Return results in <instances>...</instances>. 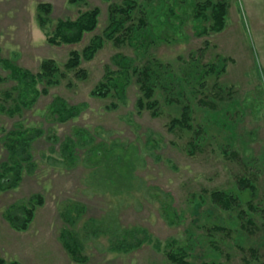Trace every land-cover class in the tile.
<instances>
[{
    "label": "rangeland",
    "instance_id": "rangeland-1",
    "mask_svg": "<svg viewBox=\"0 0 264 264\" xmlns=\"http://www.w3.org/2000/svg\"><path fill=\"white\" fill-rule=\"evenodd\" d=\"M112 1L0 0L2 57L33 72L40 70L46 57L63 65L71 50L84 48L102 34ZM139 1L148 19L145 46L137 49L107 41L96 56L83 61L86 78L68 72L61 84L22 111L3 109L15 105L5 92L13 93L17 82L0 64V166L9 156L4 141L9 131L19 125L31 133L42 131L32 146L34 168L24 171L17 187L0 190L3 264H176L167 250L182 248L195 263L264 264L260 211L264 207V0H226V27L206 35L199 33L200 21L193 18V3L199 0ZM40 2L53 5L51 30L58 19L76 18L95 6L102 11L100 23L77 44H50L37 20ZM118 54L134 58L138 65H151L157 59L163 63L162 72L171 71V76L183 80L181 85L171 83L170 89L183 87L188 100L196 86L214 103L215 107L201 105L199 93L192 101L195 121L210 129L201 150L192 155L191 133L169 129L172 117L180 115L177 100L168 104L162 99L163 112L154 116L136 107L134 81L125 99L92 94L108 67L118 69L114 62ZM218 55L232 59L219 77L221 87L212 88L216 74L207 77L205 87L199 86L195 80L199 65L217 61ZM56 96L69 105H81V112L60 121L50 108ZM82 133L94 136L101 145L81 148L78 142L79 158L65 159L64 144L69 137L74 142L82 139ZM89 147H98L99 155ZM241 178L254 186L243 187ZM216 189L232 193L238 202L230 209L218 206L205 193ZM35 194L44 196V204L27 229H16L5 217L6 209L29 205ZM239 211L250 215L254 225L246 226L248 217L241 218ZM214 226L225 229L213 230ZM66 228L81 242V258L86 259L71 257L61 240ZM123 235L142 238L143 244L128 253L110 250V239Z\"/></svg>",
    "mask_w": 264,
    "mask_h": 264
},
{
    "label": "trees",
    "instance_id": "trees-1",
    "mask_svg": "<svg viewBox=\"0 0 264 264\" xmlns=\"http://www.w3.org/2000/svg\"><path fill=\"white\" fill-rule=\"evenodd\" d=\"M88 0H69L71 3H82ZM112 1V0H106ZM163 1V0H162ZM193 18L195 21H200L199 33L206 35L210 33L220 32L226 27L229 4L226 0H203L194 1L193 3ZM174 14V9H170ZM53 5L50 2H40L38 4L37 20L40 27L45 30L47 41L53 45L61 44H77L81 42L86 33L95 31L100 23V15L102 13L99 6L89 8L79 12L76 18H61L58 19L50 29V24L53 23L52 18ZM148 19L145 15V10L139 0H123L122 3L112 1L109 5L108 22L102 34H96L88 45L82 49H73L70 51L68 60L62 65L53 57H46L42 60L40 70L33 72L30 69L24 68L15 61L2 57L0 48V64L10 71L9 77L17 83L12 86L13 93L6 91L8 98L13 97L15 105L10 110L19 112L28 108L44 93H49V89L53 86L61 84L64 78H67L68 72L75 71L80 78H86L88 73L82 68L83 61L91 60L105 46L107 41H113L116 45L131 44L137 47L145 46L144 38ZM48 29V30H47ZM209 42H207V45ZM232 61L228 56L218 55L217 61H211L206 64L199 65V72L195 76V80L199 86L205 87L208 83L207 77L216 74V81L213 87H221L218 80L220 75L226 71V62ZM114 62L119 66L117 70L107 68L105 78L100 81L93 89L92 94L107 97L108 95L116 94L120 99H125L128 86L134 81L138 86V95L136 107L143 111L144 109L152 112V115L159 116L163 110L162 99L169 103L179 102L180 115L173 116L169 122L171 131L180 130L182 132L191 133L188 141L189 152L193 155L202 149L205 142L209 140L210 129L204 123L195 121V107L192 103L199 90L191 92L193 99H185V89L173 91L170 89V84L181 85L183 80L180 77L171 76V71L162 72V64L157 59L151 61V65L135 64V59L123 54H118L114 57ZM222 62V63H221ZM199 63V61H197ZM41 84V89L38 85ZM17 92L15 96L14 93ZM201 94V93H199ZM198 98V102L203 106H213L214 103L205 94ZM118 103L113 101L112 105L118 107ZM53 114L60 121H68L81 112V105H69L67 100L61 96H56L50 104ZM85 132V130H82ZM42 134L41 130L36 133H31L30 129L19 125L14 130L9 131L5 135V146L9 151L8 159L0 166V190H7L17 187L22 182L24 171H31L34 168L32 146L38 136ZM82 139L73 141L70 137L64 144L61 154L70 161H75L79 158L78 150L75 148L79 144L84 148L86 145L94 143L95 146L101 143H95L96 138L90 134L82 133ZM84 138L86 140L84 141ZM78 139V138H77ZM93 149L92 147H89ZM98 147L93 149L94 153L98 152ZM249 179L241 178L240 184L243 187L254 186ZM209 193L212 200L218 205L226 209L234 207V203L238 202L237 197L232 193L224 190L216 189L205 191ZM45 198L41 194H35L30 198L29 205L13 204L6 209L4 215L13 227L19 230H25L32 222L36 209L43 205ZM251 208H254L252 203ZM264 218V207L260 209ZM21 212V213H19ZM241 218L248 217L246 226L254 225V219L247 215L246 212L239 211ZM67 217V216H65ZM97 227H99L97 225ZM224 230L221 226H214L213 230ZM95 232L101 230L96 229ZM89 233V232H88ZM94 233V232H91ZM108 235L113 232L108 231ZM112 236V235H111ZM135 236V235H134ZM89 237V236H87ZM114 239V240H113ZM110 239L112 245L110 250L120 252H130L143 244L144 239L133 237L132 235H123L117 238ZM61 240L67 248L71 257L76 260H83L81 242L76 240L73 232L67 228L63 231ZM171 244L173 242H170ZM158 243L156 246H160ZM167 256L176 264H215L214 262L202 261L195 263L188 259V252L182 248L179 251L167 250ZM0 263H4L0 260ZM11 264H20L13 261Z\"/></svg>",
    "mask_w": 264,
    "mask_h": 264
}]
</instances>
